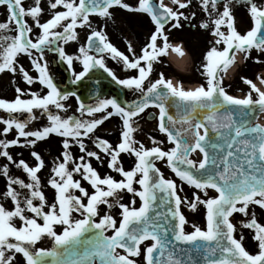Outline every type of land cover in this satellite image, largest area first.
Instances as JSON below:
<instances>
[{
	"label": "snow or ice",
	"instance_id": "1",
	"mask_svg": "<svg viewBox=\"0 0 264 264\" xmlns=\"http://www.w3.org/2000/svg\"><path fill=\"white\" fill-rule=\"evenodd\" d=\"M240 3L253 22L243 34L233 12ZM0 5L8 12L0 22V74L42 86L38 91L17 86L14 99L0 98L5 113L0 116L5 137L0 138V157L9 162L0 165L6 181L0 192V264H140L141 258L143 264H264V223L253 210H264V125L252 123L264 113V87L244 78L250 90L237 97L226 90L222 75L235 65L238 53L245 60L253 50L264 53V2L196 0L195 6L207 15L198 26L212 39L199 69L205 83L187 89L163 71L154 80L152 76L166 57L187 56L169 34L184 27L182 19L197 27L191 24L196 12L184 11L194 6L193 0H47V8L43 0H0ZM116 9L150 18L154 29L139 52L130 41L127 54L119 50L104 28L94 26L93 16L106 25ZM80 29L87 30L83 43ZM70 42L79 44L76 53L66 51ZM48 52L66 63L73 85L102 69L116 84L140 95L128 103L96 94L94 103H85L55 81ZM23 57L37 75L21 63ZM107 58L135 74L117 76ZM76 62L82 70L76 71ZM257 78L264 85V74ZM71 97L78 102L79 115L68 114ZM150 107L159 110L157 128L172 145L167 149L163 140L152 137L153 146L147 147L134 135L138 119ZM41 117L47 124L29 127ZM113 117L122 122L115 145L96 134ZM13 131L15 138L7 139ZM53 134L62 138V152L45 184L40 173L46 161L35 149ZM13 146L29 149L35 165L16 160L9 151ZM73 147L82 155H74ZM197 150L199 160L191 158ZM122 154L135 157L133 167H124ZM93 159L110 171L102 174ZM156 161L165 162L182 183L166 178ZM10 165L21 169L27 180L13 175ZM185 183L196 190L191 199L180 195ZM49 187L54 190L51 201ZM127 194L131 198L126 203ZM200 205L206 208V227L193 224L187 231L189 222L181 209L196 211ZM101 206L107 209L103 214ZM116 208L119 219L112 214ZM236 213L248 218L241 224L253 232L255 254L246 249L243 233L239 238L235 234ZM44 240L52 247H39Z\"/></svg>",
	"mask_w": 264,
	"mask_h": 264
},
{
	"label": "flooded vegetation",
	"instance_id": "2",
	"mask_svg": "<svg viewBox=\"0 0 264 264\" xmlns=\"http://www.w3.org/2000/svg\"><path fill=\"white\" fill-rule=\"evenodd\" d=\"M1 6V22L5 21L8 16V12L6 9V6ZM186 12L189 11H195L196 16L191 20V24L197 25V27H192L189 25L188 21L181 20V23L184 24L183 28L179 29H172L170 32V40L174 44H182L184 49L187 52H191L192 57L194 58V64H195V58L199 59L200 61L203 59L204 53L206 50L210 47L209 41L212 39L210 34L208 32H204L205 30L200 28L198 25L199 23L207 18L206 13H204L198 6H193L188 10H184ZM48 18L43 17V20H47ZM114 37H110L109 40L111 43H113L119 50L124 51L126 54L128 53V42H132V44L135 46V49L137 52L140 51L141 47L145 44L149 34L151 31H153L154 26L150 20L149 17L146 15L136 14V13H129L124 10L116 9L115 10V18H114ZM30 20V18H29ZM31 21V20H30ZM32 23V21H31ZM36 31H39V29H36ZM204 33V34H202ZM189 35V39L184 38V36ZM83 42V40H82ZM66 47V51L68 53H76L77 49L79 47L78 43H71L68 44ZM189 50V51H188ZM193 50V51H192ZM189 52V53H190ZM195 53H197V56L195 57ZM49 67L51 69V73L55 78V81L58 83V85L61 87L62 90H69V91H75L77 95H80L81 98L84 100L85 103H94L96 94H100L101 98L104 97H116L120 101L125 102H131L133 100H136L139 97V93L135 92L130 89H125L124 87L116 84L110 76H108L107 73H105L102 69L99 70H93L95 73L94 75H90V78H85L84 82L78 85L71 84V71L68 69L66 63H62L59 60V57L54 52H48L46 53ZM21 63L25 65L26 68H29L32 75H37V73L34 70H31L30 67V61L27 57H23L21 59ZM106 63L108 67H110L117 76L121 78H125L129 75H134L135 73L132 71H126L123 69L122 64L117 63L116 61H113L110 58L106 59ZM201 63V62H200ZM200 63L198 64V68L200 69ZM76 71L82 70V66L79 64V62L75 63ZM163 71L165 75L169 78H172L176 82H182L183 84L190 79L189 74H183L178 72L167 60L164 59L163 64H157L155 66V72L152 76V79L158 78V73ZM190 73V70H188ZM10 73H8L9 77ZM188 76V78H186ZM199 77L201 78L202 83H205L204 77L201 76L200 70H199ZM20 88L27 90L28 88H32L33 90L38 91L42 86L39 85V83H36L34 85H27L26 82H24L20 78V83L18 85ZM9 89V88H8ZM17 95L15 87L11 88V94H8L10 98L9 100H12ZM68 103L71 105V108L68 112V114H73L74 112L76 115H79L78 112H76V108L78 107V102L76 101L75 97H71L68 101ZM158 109L155 107H150L145 111V113L141 114V118L138 119V130L134 134L136 139L140 142L144 143L147 147H152V137H155L159 140H163L165 143L163 147L165 149L171 147L167 142V138L165 134L160 133L157 128L158 120L155 117H158ZM39 114V113H38ZM46 118V117H45ZM38 121V122H37ZM37 127H41L42 120H37ZM122 130V122L118 117L110 118L108 121H105V123L100 126V128L97 131V135L101 136L102 138L108 139L110 142H112L114 145L119 142L120 134ZM60 137L56 135H52L49 139H46L45 141L38 142L36 146V151L40 152V154L43 156V158L46 161V167L41 170L40 176L45 184H47V180L51 173V167L53 161L56 159V157L61 155L62 152V143H61ZM90 148L93 147L89 142ZM44 146L48 147L44 149ZM48 151L47 155H44V152ZM74 155L79 156L82 155V153L79 152L78 147H73L72 149ZM29 153V151H28ZM22 156L24 154H21ZM13 156L16 160H18V155L13 152ZM24 158V157H22ZM122 160L124 167L126 169H129L134 166L135 157H131L127 154H122ZM32 165H35V160L32 158ZM93 166L97 167L98 170L102 174H107L110 170L107 168V164L100 165L95 159L92 160ZM157 166L161 168V171L164 173V175L167 177L168 174H171V177L173 179L177 180L178 177L174 174V172L167 166L165 162L156 161ZM31 165V164H30ZM47 170V172L45 171ZM116 176L117 179L120 177L112 173ZM79 178V177H77ZM85 186L87 185V182H84ZM137 187H139L137 185ZM46 194L48 196V199L51 201L54 198V190H52L50 187L46 189ZM130 194L125 195L124 202L130 201ZM137 206H139V199L137 198ZM106 208L104 206H101V213ZM254 211L257 212L259 221L261 223H264V210L259 209L258 206H256ZM113 215H116L119 219L118 212L119 209H113ZM233 223L237 226V232L235 233L237 238H239L240 234L243 233L244 240L243 243L246 247V249L250 252L255 254L258 251L257 243L253 240V232L246 227H243L241 224V221H246L248 218L243 216V214L236 213L234 214ZM21 257V262H22ZM140 264H142V258L140 259Z\"/></svg>",
	"mask_w": 264,
	"mask_h": 264
},
{
	"label": "rangeland",
	"instance_id": "3",
	"mask_svg": "<svg viewBox=\"0 0 264 264\" xmlns=\"http://www.w3.org/2000/svg\"><path fill=\"white\" fill-rule=\"evenodd\" d=\"M25 2L27 4H31L33 2V0H25ZM44 2V7L47 8V0H43ZM129 2L134 3L135 0H129ZM258 3H262L264 2V0H257ZM167 3H170V0L167 1ZM193 5H196V0H193ZM233 12H234V16H235V25L238 29V31H240L242 34L245 33L247 30L250 29V27H252L253 22L250 16V13L248 12L247 6L243 3L240 4H235L234 8H233ZM46 18H50L49 15L47 13L44 14L43 17ZM94 26H99L101 28H104L105 31L107 32L108 37H114V20H108L106 25H105V21L103 18L98 17V16H93L92 17ZM0 22H1V6H0ZM29 23H31V21L29 20ZM80 42L83 43L86 39V35H87V30L86 29H80ZM207 32V31H204ZM204 34V33H202ZM185 40L186 38H190L189 35L188 36H184ZM212 38V37H211ZM83 40V42H82ZM187 42V40H186ZM71 43H76V42H70ZM189 51V50H188ZM193 51V50H192ZM190 52V51H189ZM190 58L188 59V61L186 62L185 65V72H187L188 70H190V79H188L186 81V83L188 84H192V83H201V78L199 77V68H198V64L201 62L199 59L195 58V64H194V58L191 55V52L189 53ZM197 56V53H195V57ZM237 56H239V60L238 62L236 61L233 67V71L232 72H226V74H224V86L226 88V90L229 92V94L234 95V96H239L242 97L244 95H246L248 93V91L250 90V86L247 85L244 82V78L247 79H251L253 80V82L257 83L260 85V81L258 80V75L260 74H264V62H257V60L255 59V57H259L261 61H264V53H260L256 50H253L251 53V58L245 60L244 59V55L242 53H238ZM230 67V68H231ZM186 78H188V76H186ZM20 83V77H15V82H14V78L13 75L10 73L9 77H8V73H3L0 74V98H10V96H8V94H11V88L16 87L19 85ZM262 87H264V85H261ZM9 88V89H8ZM37 115H39L37 113ZM0 116H5V113L0 111ZM260 116L264 117V113L261 114ZM23 118V117H22ZM40 120H42L41 123V127L44 126L45 124H47V119L45 117H41L39 118ZM37 119V120H39ZM37 120L32 121V123L30 124V128L32 129H36L37 127ZM264 120V118H263ZM37 121V122H36ZM259 121H261V117L259 118ZM3 128V125L0 124V129ZM16 133L15 131L10 132L7 135V139H13L15 138ZM0 138H5L3 136L2 133H0ZM48 147L44 146V149ZM9 151L11 152V154L13 155V152H15L16 155H18V160L21 159L22 157H24L23 159H25L29 164L32 165L33 161L31 155H30V150L27 148H23L20 146H13L9 149ZM29 151V153H28ZM48 153V151L44 152V155L46 156ZM21 154H24L23 156ZM9 163L5 158L0 157V165ZM47 172V170H45ZM10 172L15 175V176H19L23 179L27 180V176L26 174L21 170V169H17L14 165H10ZM167 178L171 179L170 174L167 175ZM177 182V181H176ZM5 178L0 175V192H2L5 188ZM182 182L178 181L177 185H180ZM196 191L194 188H192L191 186L187 185L186 183L183 184V191L180 193V195L183 197L184 195H187L189 197V199L192 198V194L193 192ZM212 195H215L216 193L214 191L211 192ZM9 206L10 203H9ZM107 210V209H105ZM181 211L183 212V214L186 216L187 220H188V224L186 225V230L187 231H192V225L196 224L200 227H202L203 225H205L203 217L205 218L206 215V208L203 205L198 206V209L196 211H192L190 210L187 206H183ZM104 212V211H103ZM102 212V214H103ZM113 214V211H112ZM51 241L50 240H44L42 243H40L38 246L39 247H45L47 248L49 243ZM143 264V263H142Z\"/></svg>",
	"mask_w": 264,
	"mask_h": 264
},
{
	"label": "bare ground",
	"instance_id": "4",
	"mask_svg": "<svg viewBox=\"0 0 264 264\" xmlns=\"http://www.w3.org/2000/svg\"><path fill=\"white\" fill-rule=\"evenodd\" d=\"M187 57H188V53H187V56H186L184 59H180V58H178L177 56H173V57H172V61L174 62V65H175V66H177V67H181L182 64L185 63ZM237 59L239 60V56H237ZM233 70H234L233 68H232V69H229L228 72L230 73V72H232ZM196 86H198V85H194V86L191 87V88H194V87H196ZM258 86H259V84H258Z\"/></svg>",
	"mask_w": 264,
	"mask_h": 264
},
{
	"label": "water",
	"instance_id": "5",
	"mask_svg": "<svg viewBox=\"0 0 264 264\" xmlns=\"http://www.w3.org/2000/svg\"><path fill=\"white\" fill-rule=\"evenodd\" d=\"M170 111H172V112L174 113L175 110H174V109H170ZM258 114H259V113H258ZM254 120H255V119H254ZM254 120H253V121H254ZM253 121H252V122H253ZM253 125H254V124H253ZM211 135H213V137H214V134H211ZM51 247H52V246H51Z\"/></svg>",
	"mask_w": 264,
	"mask_h": 264
}]
</instances>
